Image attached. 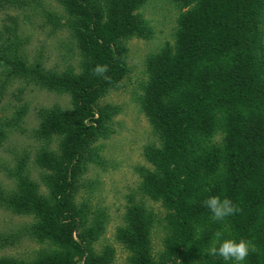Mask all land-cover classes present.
I'll list each match as a JSON object with an SVG mask.
<instances>
[{
    "label": "trees",
    "instance_id": "1",
    "mask_svg": "<svg viewBox=\"0 0 264 264\" xmlns=\"http://www.w3.org/2000/svg\"><path fill=\"white\" fill-rule=\"evenodd\" d=\"M12 1V0H0ZM19 7L23 2L16 0ZM140 0H106L102 22L99 0H57L66 11L70 32L79 51V68L60 73L31 70L39 85L57 94H67L75 109L40 110L38 133L61 136L59 158L50 153L36 157L44 170L39 178L47 189L23 177L14 194L0 193V205L35 222L24 230L27 239L49 242L53 253H37L32 262L1 258L0 264H108L109 254L97 256L91 244L103 230V220L79 232L81 211L73 205L76 178L85 161H94L88 146L103 129L104 109L91 105L104 92L116 87L127 69L119 62L112 41L120 37H145L148 25L130 14ZM188 5L193 0H174ZM52 17H55L52 15ZM55 19V18H54ZM264 0H201L180 20L177 47L172 61L149 59L151 82L140 101L162 146L148 145L144 157L153 170L140 168L141 189L169 211L166 225L167 252L153 260L149 230L154 221L142 205L127 208L124 228L117 240L131 253L129 264H226L206 255L214 233L222 238H241L256 246L245 264H264ZM10 28L9 53L19 55L22 44ZM55 26V24L53 23ZM9 30L8 27H6ZM18 29V27H17ZM10 55H0V66L12 64ZM19 60V61H18ZM12 74L29 73L22 58ZM97 65H107L108 79L93 74ZM77 70V71H76ZM36 72V73H35ZM88 121L89 123H86ZM221 136V140L216 141ZM215 140V141H214ZM232 200L241 211L224 222H214L203 206L210 196ZM4 236V237H3ZM0 241L8 243L9 236ZM231 264V262H228Z\"/></svg>",
    "mask_w": 264,
    "mask_h": 264
},
{
    "label": "rangeland",
    "instance_id": "2",
    "mask_svg": "<svg viewBox=\"0 0 264 264\" xmlns=\"http://www.w3.org/2000/svg\"><path fill=\"white\" fill-rule=\"evenodd\" d=\"M105 1L99 0L98 3L102 22L106 20ZM199 1L184 5L174 0H140L131 8L130 14L148 25L145 37L131 35L112 41L114 53L119 52L115 57L127 69V76L116 87L103 90L104 93L91 105L95 113L104 109L105 116L102 131L88 146L93 160L97 161H85L83 172L76 178L73 205L81 214L78 217L80 226L72 233L74 240L78 241L79 232L91 227L96 219H102L104 228L91 248L97 256L108 253V264H129L132 253L117 240L116 235L117 229L127 225V208L135 203L142 205L144 211L154 217L149 230L153 260L158 261L167 252L169 231L166 218L169 211L161 201L152 200L142 191L139 173L140 168L153 170L144 157V148L148 145L160 148L162 140L142 111L140 101L151 82L147 68L149 59L161 58L168 51L172 61L180 20ZM20 2H23L21 7L16 0L0 1V55H10L12 64L22 58L24 69H29L25 75H13L19 66H0V193H16L23 177H28L33 183H38V193L46 196L47 189L39 178L44 170L38 167L36 157L50 153L59 158L62 138L56 133L47 137L38 133L41 123L39 111L59 108L72 113L75 107L67 94H57L39 85L31 70L37 65L43 72L56 73L68 67L79 68L80 56L65 8L57 0ZM14 24V35L23 48L19 55L8 52L7 38H11L10 28ZM261 28L264 32L263 24ZM219 140L221 136L216 141ZM34 222L33 216L21 215L0 205V235L9 236L8 243L0 241V260L10 258L29 263L37 253L50 254L58 250L47 241L38 243L23 236L24 230ZM19 234L23 235L12 239ZM76 261L84 264V257H76ZM177 262L175 264H180Z\"/></svg>",
    "mask_w": 264,
    "mask_h": 264
},
{
    "label": "clouds",
    "instance_id": "3",
    "mask_svg": "<svg viewBox=\"0 0 264 264\" xmlns=\"http://www.w3.org/2000/svg\"><path fill=\"white\" fill-rule=\"evenodd\" d=\"M108 71L107 65H97L93 69L96 76L108 79L105 75ZM203 206L211 213V219L214 222H224L229 217L238 214L241 209L229 198H221L219 195H213L203 201ZM214 240L209 244L206 255L213 258H221L226 264H245L250 253H256L257 249L251 241L246 239L222 238L223 233L216 231Z\"/></svg>",
    "mask_w": 264,
    "mask_h": 264
}]
</instances>
